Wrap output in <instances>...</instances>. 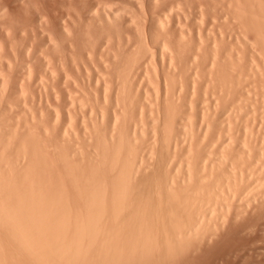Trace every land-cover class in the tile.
Listing matches in <instances>:
<instances>
[{
    "label": "bare ground",
    "instance_id": "obj_1",
    "mask_svg": "<svg viewBox=\"0 0 264 264\" xmlns=\"http://www.w3.org/2000/svg\"><path fill=\"white\" fill-rule=\"evenodd\" d=\"M72 1L0 14V264H264V0Z\"/></svg>",
    "mask_w": 264,
    "mask_h": 264
},
{
    "label": "rangeland",
    "instance_id": "obj_2",
    "mask_svg": "<svg viewBox=\"0 0 264 264\" xmlns=\"http://www.w3.org/2000/svg\"><path fill=\"white\" fill-rule=\"evenodd\" d=\"M3 1H4V0H3ZM24 1H25V0H24ZM24 1L21 0V2H24ZM26 1H27V0H26ZM28 1H29V0H28ZM30 1H31V2H30V3L28 2V3H29V4H28V3H25V2H24V3H21L19 0H14V1H12V0L9 1V0H8V2H9L8 4H7V1L4 2V3H2L3 5L1 4V5L3 6L2 8L7 7V8H5V9H3V11H6V9H7V12L5 13V14H7V15L5 16V14H3L2 8L0 9V14H1L2 16L4 15L3 18L6 17V18H5L6 20L4 19L5 21H7V20L9 19V17H7V16H10V17L12 16V17H13V18L11 17V18H10L11 20L9 19L7 22H9V21H15L14 18H15V19H16V18L18 19V17H16L17 15L19 16V14L21 15V14L23 13L22 15L24 16V15H26V12H27V11H29V13H30V11H32V10H33V11H36V14H37V13H38V12H37L38 8H40V7L44 6V5H48V4H46V3L51 2V0H49V2H46L45 0H39V1L36 0V2H38L37 5L40 6V7H39V6H37V5L35 4V3H36L35 0H30ZM42 1H45L46 3L42 2ZM52 1H53V3H52V2H51V3L54 4V5L51 4V5H52V8H54L55 3H57V5H56V7H55V9H54L55 11H56V8H57V7L60 8L59 10H57L58 12H61L63 9H65L64 6H63L64 3H66V4H64V5H66V6L68 5L67 8H69L70 6H71L72 8H74L75 6H76V7L78 6V5H75V6L73 7V5H71V4H73L74 1H72V3H71L70 0H66V2H65V0H64V1L59 0L60 2H59L58 0H57V2H54V1H56V0H52ZM67 1H68L70 4H67V3H68ZM101 1L103 2L104 0H101ZM106 1H108V2L110 1L111 4H114V1H115V3H116L117 1L119 2L120 0H117V1H116V0H114V1H112V0H106ZM106 1H104V3H105ZM0 2H1V0H0ZM34 2H35V3H34ZM75 2H76V1H75ZM75 2H74V4H75ZM78 2H79V0H77V3H78ZM80 2H82V1L80 0ZM102 2H100V3H102ZM118 2H117V3H118ZM120 2H121V1H120ZM122 2H123V1H122ZM122 2H121V3H122ZM5 3H6L7 5H4ZM33 3H34V5H35L36 7H38L37 10H34V7H33V9L28 10L29 8H32L31 6H34V5H31V4H33ZM40 3H41V4L43 3V5L41 6ZM61 3H62V6H63L62 8H61ZM86 3H88V1H86ZM121 3H118V4H121ZM23 4H24V5H23ZM25 4L27 5V7H26V9L24 10V8H25ZM59 4H60V5H59ZM82 4H83V3H82ZM82 4H81V6H79L80 9H82V6H83ZM1 5H0V6H1ZM69 5H70V6H69ZM29 6H30V7H29ZM66 6H65V7H66ZM36 7H35V9H36ZM47 7L50 8V9H47V10H49V12L52 13L51 6H45V8H40V10H41V9H42V10L44 9L43 11H42V10H41V11H42V12H46V11H47V10H46ZM71 7H70L69 9H66V10H68L67 12H69L70 14H73V17L75 18V17H76V14L78 15L77 11H78L79 8L77 7V8H78L77 11H76V12L74 11V12L76 13V14H75V13H73V11L71 12V10H70V9H72ZM76 7H75V8H76ZM58 8H57V9H58ZM75 8H74V9H75ZM61 9H62V10H61ZM26 10H27V11H26ZM45 10H46V11H45ZM50 10H51V11H50ZM66 10L64 11L65 14H67V13H66ZM69 10H70V11H69ZM72 10H73V9H72ZM25 11H26V12H25ZM57 11H56V13H58ZM1 12H2V13H1ZM24 12H25V14H24ZM42 12H39V13L43 14ZM47 12H48V11H47ZM49 12L47 13V16L45 15V17H48ZM62 12H63V11H62ZM62 12H61V13H62ZM78 12H79V11H78ZM29 13L27 12V15H28ZM31 13H33V12H31ZM54 13H55V12L53 11L52 14L55 16L56 13H55V14H54ZM61 13H60V15H59L60 17L63 16V15H61ZM69 13H68V15H69ZM34 14H35V12L33 13V16H34ZM36 14H35L34 18L32 19V21H35V19L37 18V17H36V16H37ZM41 14H40V16H41ZM45 14H46V13H45ZM52 14H51V15H52ZM63 14H64V13H63ZM65 14H64V15H65ZM74 14H75V15H74ZM80 14H81V13H80ZM84 14H85V13H84ZM84 14L81 15L83 19H85V18L87 17V16H86V17H83V16L86 15V14H85V15H84ZM194 14H195V13H194ZM1 15H0V17H1ZM22 15H21V16H22ZM27 15H26V16H27ZM51 15H50V17H49L48 19H51V18H52V19H51V22H52L53 19L56 20V18H55L54 16H51ZM57 15H58V14H57ZM191 15H193V13H191ZM191 15H189V16L191 17ZM23 16H22V18L25 17V16H24V17H23ZM31 16H32V14H31ZM31 16L29 15L27 19H26V18H24V19H26V20L28 21V20H30V19L33 17V16H32V17H31ZM42 16H43V15H42ZM42 16H41V17H42ZM65 16H66V19L69 20V19H71L70 16H72V15H70L69 17H68L67 15H65ZM65 16H64V17H65ZM29 17H30V19H29ZM38 17H39V14H38ZM43 17H44V16H43ZM43 17H42V19H45V18H43ZM57 17H58V16H57ZM64 17H63V19H64ZM77 17H79V16H77ZM190 17H189V20H190ZM193 17H195V16H193ZM193 17H191V18H193ZM3 18L1 17L0 19L3 20ZM22 18L19 16V19H20V20H19V19H18V20L21 21ZM222 18H225V17H222ZM17 19H16V20H17ZM24 19H22V20H24ZM57 19L60 21L59 18H57ZM66 19H65L64 21H66ZM86 19H87V18H86ZM4 20H3V22H4ZM45 20H46V19H45ZM71 20H72V19H71ZM75 20H76V19H75ZM75 20H74V21H75ZM80 20H81V19H80ZM0 21H1V20H0ZM19 21H16V22L19 23ZM24 21H25V20H24ZM46 21H47V20H46ZM59 21H57L56 24L59 25V24H60ZM61 21H62V20H61ZM61 21H60V22H61ZM64 21H63V22H64ZM190 21H192V19H191ZM190 21H187V22H189V23L186 24V25H187V26L190 25L191 27L194 26V27H192V29L195 28V31H196V29H197V26H195L196 22H195L194 19H193L194 22H193V21H192V22H193L194 25H191L192 23H191ZM1 22H2V21H1ZM1 22H0V24H2ZM29 22H30V21H29ZM47 22H48V21H47ZM51 22H50V20H49V23H51ZM53 22H56V21H53ZM53 22H52V23H53ZM66 22H67V21H66ZM68 22L73 24V22H70V20H69ZM77 22H78V21L76 20V24H77ZM20 23H21V22H20ZM52 23H51V24H52ZM64 23H65V22H64ZM79 23H80V22H79ZM61 24H62V22H61ZM4 25H5V24H4ZM77 25H78V24H77ZM77 25H75V27H76ZM72 26H73V25H72ZM187 26H186V27H187ZM2 27H3V25H2ZM78 27H80V25H79ZM78 27H77V28H78ZM186 27H185V28H186ZM188 27H189V26H188ZM188 27H187V31H188L189 28L191 29V27H189V28H188ZM235 28H236V27H235ZM74 29H76V28H74ZM190 29H189V30H190ZM76 30H77V29H76ZM78 30H79V29H78ZM234 30H235V31H236V30L239 31L238 28H237V29H234ZM193 31H194V30H193ZM193 31H192V32H193ZM195 31H194V32H195ZM235 31H234V32H235ZM194 32H193V33H194ZM237 33H238V32H237ZM237 33H235V34H237ZM237 35H238V34H237ZM228 37H230V34H228ZM232 37H233V35H232ZM232 37H230V39H231ZM228 39H229V38H228ZM230 39H229V40H230ZM227 42H228V41H227ZM148 61H149V58L145 60V64H147ZM19 75H20V73L17 72L16 76H19ZM148 89H149V88H148ZM149 90H150V89H149ZM14 102H15L16 105H15V107H14V109H13V118L10 119V122H12L13 124L8 125V126H3L2 128H8V127H12V126L15 125L14 122L16 121V118H15V115H14V114L17 113L18 111H20L21 108H19V106H20V104H21V100H20L19 98H17V97H14ZM3 104H4V103H3Z\"/></svg>",
    "mask_w": 264,
    "mask_h": 264
}]
</instances>
